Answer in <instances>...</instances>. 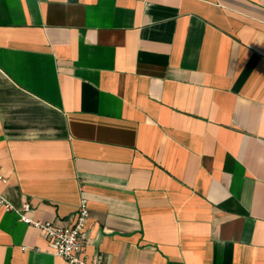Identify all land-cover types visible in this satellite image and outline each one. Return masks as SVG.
Listing matches in <instances>:
<instances>
[{
	"label": "crops",
	"instance_id": "1",
	"mask_svg": "<svg viewBox=\"0 0 264 264\" xmlns=\"http://www.w3.org/2000/svg\"><path fill=\"white\" fill-rule=\"evenodd\" d=\"M0 176L105 264H264V0H0ZM0 264L70 263L0 208Z\"/></svg>",
	"mask_w": 264,
	"mask_h": 264
},
{
	"label": "built area",
	"instance_id": "2",
	"mask_svg": "<svg viewBox=\"0 0 264 264\" xmlns=\"http://www.w3.org/2000/svg\"><path fill=\"white\" fill-rule=\"evenodd\" d=\"M0 181L5 182L6 180L0 176ZM0 208L16 212L25 223L42 229L49 240L54 255L64 258L70 264H105L100 259L90 258L86 253V227L90 217V205L87 198L81 199L71 221L66 224L33 220L27 215L32 209L29 202L24 203L23 207L18 209L1 193Z\"/></svg>",
	"mask_w": 264,
	"mask_h": 264
}]
</instances>
